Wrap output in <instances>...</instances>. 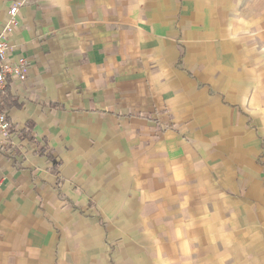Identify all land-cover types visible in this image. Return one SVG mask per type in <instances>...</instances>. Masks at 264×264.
Instances as JSON below:
<instances>
[{"label": "crops", "instance_id": "1", "mask_svg": "<svg viewBox=\"0 0 264 264\" xmlns=\"http://www.w3.org/2000/svg\"><path fill=\"white\" fill-rule=\"evenodd\" d=\"M15 6L0 264H264V0Z\"/></svg>", "mask_w": 264, "mask_h": 264}, {"label": "built area", "instance_id": "2", "mask_svg": "<svg viewBox=\"0 0 264 264\" xmlns=\"http://www.w3.org/2000/svg\"><path fill=\"white\" fill-rule=\"evenodd\" d=\"M17 29H20V20L18 19V6H15L9 11L4 33L0 35V92L4 91L10 82L26 79L28 62L22 58L13 64L7 58L8 52L13 47L5 33ZM10 128L11 123L8 115L0 110V147L8 143Z\"/></svg>", "mask_w": 264, "mask_h": 264}, {"label": "trees", "instance_id": "3", "mask_svg": "<svg viewBox=\"0 0 264 264\" xmlns=\"http://www.w3.org/2000/svg\"><path fill=\"white\" fill-rule=\"evenodd\" d=\"M17 100L10 94L9 87L7 86L6 89L0 92V110L1 112L8 115V112L17 107ZM26 131H23L21 134L24 135ZM29 136L28 134L26 135Z\"/></svg>", "mask_w": 264, "mask_h": 264}]
</instances>
